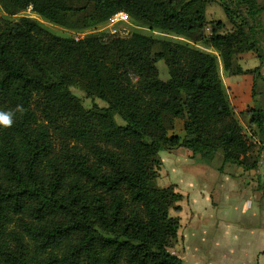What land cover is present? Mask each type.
<instances>
[{"label": "trees", "instance_id": "trees-1", "mask_svg": "<svg viewBox=\"0 0 264 264\" xmlns=\"http://www.w3.org/2000/svg\"><path fill=\"white\" fill-rule=\"evenodd\" d=\"M217 1L231 32L222 20L207 21L204 0H0L6 15L30 7L81 31L124 11L217 52L140 32L75 39L30 16L0 17V112L13 119L0 125V264H183L174 249L180 219L170 212L180 211L182 195L157 185L159 152L183 146L207 163L219 157V171L258 170V158L247 161L254 144L241 133L219 61L230 71L237 54L257 52L254 28L245 29L232 3L252 18L264 6ZM71 86L106 105L85 108ZM247 113L262 135L260 100ZM177 118L183 137L168 134Z\"/></svg>", "mask_w": 264, "mask_h": 264}, {"label": "crops", "instance_id": "crops-1", "mask_svg": "<svg viewBox=\"0 0 264 264\" xmlns=\"http://www.w3.org/2000/svg\"><path fill=\"white\" fill-rule=\"evenodd\" d=\"M251 52H242L236 56L240 58ZM259 64H261L260 60L257 65ZM240 66L244 72L227 76V80L221 78L242 135L258 146L262 135L259 129L250 123L247 113V109L253 105V69L256 66L253 68ZM223 71L227 72L224 69ZM261 72L264 76L263 71ZM168 156L172 160H169L170 168L167 165L166 187H172L182 195L179 202L180 211L170 212L180 219L174 249L183 257V264H210L212 256H208L206 243H213L214 248L225 245L223 252L231 253L230 250L239 252V245L245 240L258 239L260 246L257 253L264 256V224L261 222L258 224L256 221L240 224L237 209L240 198L248 192L253 199L258 200L261 209L257 210V216L259 211H264V200L260 199L264 190V174L259 170L251 169L252 175H243L245 169L238 167L236 175H233L231 172H225L226 166L223 171H219L218 168L217 171L214 170L212 163L209 166L203 164L199 165V168H191L190 161H193L194 154L183 146L173 147ZM183 162H188L186 165L190 168L189 170L186 168L187 171L183 170L181 173L177 169L184 165ZM250 196L246 200L244 209L251 210V215L255 217L256 209L252 208Z\"/></svg>", "mask_w": 264, "mask_h": 264}, {"label": "rangeland", "instance_id": "rangeland-1", "mask_svg": "<svg viewBox=\"0 0 264 264\" xmlns=\"http://www.w3.org/2000/svg\"><path fill=\"white\" fill-rule=\"evenodd\" d=\"M257 5L259 7H263L264 6V0H256ZM233 8L237 9L239 14L243 15L246 18V26L245 29L247 31H249V27H253L254 28V34L256 37V42H257V52H251V54H247L237 58V56L234 57V62H233V67L231 68L230 71L224 72L222 69V65H221V61H219V72L221 74V77L224 80H227V76H230L232 74H238L237 73V69H241L240 65H243L244 67H255L258 64V61L260 60L258 55L261 56V70H260V74L262 75L261 79H258L257 81V86L255 88V94L256 96H253V87H252V101H254V99H258L260 100V102L263 105L264 108V76L262 74L261 71H263L264 73V11L260 12L255 18H252L248 12H247V7L245 5H238L235 3H232L231 5ZM204 12L206 15V19L207 21H212V20H222L225 22V28L224 31L227 32H231L235 29L234 25L228 20L227 16L225 15L223 9L221 8V6L219 5L217 0H204ZM22 15H26V16H30L32 18H35L37 20H39L49 31H51L52 33L59 35V36H74L77 33H80L82 31L85 30H89L91 31L90 34H96L99 35L102 39L103 36H107V29L102 30L101 28L106 25L107 21L102 23V24H98L96 26L93 27H89L87 29L84 30H77V29H71V28H67V27H63V26H59L57 24L51 23L47 20L42 19L40 16H38L37 14H35L31 8L29 7L27 10L23 11L20 14H16V15H6L4 13V11L2 10L1 6H0V17L2 18H7L8 20H16L18 19L20 16ZM131 24H125V26L127 27V31H128V36H130L133 32H140V33H144V34H148V35H152L154 37L157 38H163V39H169V40H173V41H177V42H181L184 44H187L191 47H197L200 48L202 50H205L207 52H211V53H215L217 54V52L212 49V48H208L205 47L203 44L201 43H194L184 37L181 36H177L171 33H166L163 31H159V30H150L148 27L140 25L136 22H134L132 19H129ZM210 28L206 29V32H209ZM157 68L159 71V76L161 79L166 80L169 77L168 74V66L166 64V62L164 60H161L157 63ZM70 90L80 99L81 103L83 104V106L85 108H91L92 105L94 103L100 105V106H105L106 103L103 102L102 100L98 99V98H91L89 96H87L86 92L84 91L83 88L79 87V86H71ZM39 122H42L41 119H39ZM173 124L174 127L173 129H170L168 131V134H177L180 137H183L184 135V129H183V120L182 119H175L173 120ZM244 128V127H242ZM245 129V128H244ZM247 136V135H246ZM254 144V143H253ZM175 148V147H174ZM173 149L169 148L166 150H162L159 152V159H160V163L158 165H156L155 170H156V183L158 186L160 187H166L168 182H167V165L168 168H170L171 165V160L172 158H169V152ZM258 153H259V147L256 145H253L248 156H247V161L249 163H251L254 159L258 158ZM194 158L193 161H190V166L191 168L193 167H200L199 165H210L211 163H207L205 161H203L201 158H199V156H194L192 157ZM170 160V161H169ZM169 161V163H168ZM184 165H181L180 167H178L177 170H179L181 173H183L184 171H187L186 168H190V166H187L185 162H183ZM221 164L220 158L218 157L217 159H215L212 163V167L214 168V170H216ZM241 167V166H237V165H226L225 167V172H231L233 173V175H236L237 173V168ZM243 168V167H242ZM197 169V168H195ZM217 171V170H216ZM245 173L243 175H252L250 170H244ZM247 171V172H246ZM197 172V171H195ZM198 173V172H197ZM198 175H200L198 173ZM262 189V188H261ZM250 194L247 192L245 195H243L240 198V201L237 204V209H238V218H239V222L240 224H247L249 222L252 221H256V223L259 224V222L264 224V211L262 210V212L259 211V215L257 216V210L261 209L258 205V200H256L255 198L253 199L252 196H250V200L252 201V208L256 209V213H255V217H253L251 215V210L248 211L247 209H244V207L246 206V200H248ZM244 198L242 201L241 199ZM260 199L264 200V190L261 193ZM173 212V211H172ZM237 213V212H236ZM213 244V243H212ZM212 244H208L206 243V249H208V256H212L210 259L211 263L210 264H263V258L264 256H262L263 254L257 253V250L259 248V242L258 239H248L245 240L244 243H240L239 247H240V251L239 252H234L231 251V253H225L224 251V246L225 245H220L214 248V246ZM218 247L220 249H218ZM262 248V247H261Z\"/></svg>", "mask_w": 264, "mask_h": 264}, {"label": "built area", "instance_id": "built-area-1", "mask_svg": "<svg viewBox=\"0 0 264 264\" xmlns=\"http://www.w3.org/2000/svg\"><path fill=\"white\" fill-rule=\"evenodd\" d=\"M129 16L124 11H119L114 13L108 20L106 25L101 29H107V36H103V39L106 40L110 37H127L128 31L125 24H131ZM91 31L85 30L74 35L75 39H79L86 34H90ZM259 153H258V170L264 174V133L258 141Z\"/></svg>", "mask_w": 264, "mask_h": 264}, {"label": "clouds", "instance_id": "clouds-1", "mask_svg": "<svg viewBox=\"0 0 264 264\" xmlns=\"http://www.w3.org/2000/svg\"><path fill=\"white\" fill-rule=\"evenodd\" d=\"M12 123H13L12 113L0 112V125L4 127H10Z\"/></svg>", "mask_w": 264, "mask_h": 264}]
</instances>
